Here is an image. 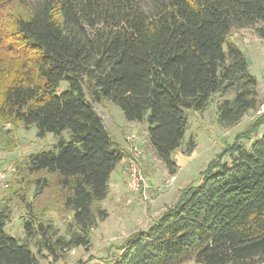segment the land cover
<instances>
[{"label": "trees", "instance_id": "obj_1", "mask_svg": "<svg viewBox=\"0 0 264 264\" xmlns=\"http://www.w3.org/2000/svg\"><path fill=\"white\" fill-rule=\"evenodd\" d=\"M237 28L264 40V0H0V148L16 145L6 123L59 136L19 162L15 183H34L35 199L21 216L24 242L4 231L10 210L0 206V264H39L30 239L54 258L86 248L107 217L100 201L127 152L87 90L94 101L118 105L126 121L146 122L148 142L169 171L187 110L202 111L212 94L230 90L217 104L221 122L255 109L256 78L229 39ZM262 127L264 111L215 155L198 185L127 235L104 264H264ZM194 145L189 137L186 153ZM51 211L70 216L66 235L44 217Z\"/></svg>", "mask_w": 264, "mask_h": 264}, {"label": "rangeland", "instance_id": "obj_2", "mask_svg": "<svg viewBox=\"0 0 264 264\" xmlns=\"http://www.w3.org/2000/svg\"><path fill=\"white\" fill-rule=\"evenodd\" d=\"M229 39L236 43L245 53L249 63V71L255 76L257 85L258 106L248 110L242 118L234 124H225L218 118L217 104L224 98H231L233 91L223 95L212 94L205 109L202 111L187 110V128L182 139L181 146L173 153L176 160V168L169 171L163 162L155 155L151 145L147 142L146 122H133L124 124L125 118L118 105L108 99L94 101L89 93L86 94L92 100L96 111L102 116L106 127L111 135L124 138L130 134L138 137L144 151V160L141 161L142 171L150 185L149 196L151 200H144L139 194L130 192L125 185L120 186L121 198L109 194L100 201L102 208L108 215L105 219L97 220L90 234V245L86 248L76 246L67 250H60L56 258L46 250L38 253L34 240H29L30 248L36 253L39 264H104L112 259L118 252V246L127 235L138 229H144L157 218L156 214L163 207L171 206L179 197L181 191L189 185H198L200 173L206 169L209 162L225 147L231 143L234 135L246 128L260 113L264 111V40L256 36L250 28L233 29ZM65 86V83H62ZM4 128L10 130L9 135L16 141L14 148L6 150L0 148V171L6 177L7 185L0 186V206L9 208V219L4 231L24 242L26 235L22 226L21 216L25 214V204L35 199V185L31 181L29 187L16 184L15 180L21 178L22 163L31 152L50 149L58 139L54 133H47L43 137L37 135L35 125L29 128L22 124L14 125L6 123ZM264 127L261 128L263 130ZM67 138L68 131L62 132ZM189 137L193 138L194 149L186 153L185 148ZM122 139V138H121ZM245 145L249 142L245 141ZM128 154V149L126 151ZM142 157V159H143ZM229 159V157H226ZM174 175L175 179L168 187H164L166 179ZM30 180V179H28ZM23 186V187H22ZM17 191L15 192L11 191ZM20 194L25 195L24 201ZM107 195V194H106ZM42 195L37 201L45 198ZM51 220L57 228V234H67L66 223L70 220L68 214L51 211L44 216ZM186 264H197L192 261Z\"/></svg>", "mask_w": 264, "mask_h": 264}, {"label": "built area", "instance_id": "obj_3", "mask_svg": "<svg viewBox=\"0 0 264 264\" xmlns=\"http://www.w3.org/2000/svg\"><path fill=\"white\" fill-rule=\"evenodd\" d=\"M127 139L128 154L123 158L124 185L127 190L139 194L144 200H151L148 194L150 185L147 183L146 177L141 167L144 151L140 145V139L133 134H130ZM174 179V175L169 176V178L166 179L164 187L170 186ZM6 185V177L4 173L0 171V186L5 187Z\"/></svg>", "mask_w": 264, "mask_h": 264}, {"label": "crops", "instance_id": "obj_4", "mask_svg": "<svg viewBox=\"0 0 264 264\" xmlns=\"http://www.w3.org/2000/svg\"><path fill=\"white\" fill-rule=\"evenodd\" d=\"M133 122H129L125 120L124 124H132ZM146 133V137H147V132ZM113 136V135H112ZM114 139L121 144V146L127 151V146H128V142H126L124 140V138L122 137V135L120 136V138L113 136ZM122 138V139H121ZM147 139V138H146ZM142 140V139H140ZM148 142V139H147ZM149 143V142H148ZM145 157H143L142 161L144 160ZM124 186V161L123 159L116 165L115 169L112 171L109 181H108V192L106 197L109 194H112L113 197H119L121 198V187L120 186ZM150 193V191L148 190V194ZM105 197V198H106ZM104 198V199H105ZM165 209V207L162 208L161 211H159L156 216H158L163 210Z\"/></svg>", "mask_w": 264, "mask_h": 264}]
</instances>
